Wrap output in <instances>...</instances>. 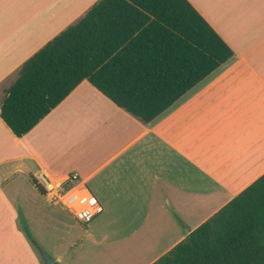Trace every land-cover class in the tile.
I'll list each match as a JSON object with an SVG mask.
<instances>
[{"label": "crops", "instance_id": "crops-1", "mask_svg": "<svg viewBox=\"0 0 264 264\" xmlns=\"http://www.w3.org/2000/svg\"><path fill=\"white\" fill-rule=\"evenodd\" d=\"M97 1L0 0V103ZM188 1L233 56L151 122L88 81L20 138L0 118V264H45L39 250L59 264H153L264 175V0H217L223 27L207 0ZM40 171L91 190L92 232L75 238L34 184Z\"/></svg>", "mask_w": 264, "mask_h": 264}, {"label": "trees", "instance_id": "trees-1", "mask_svg": "<svg viewBox=\"0 0 264 264\" xmlns=\"http://www.w3.org/2000/svg\"><path fill=\"white\" fill-rule=\"evenodd\" d=\"M232 56L188 0H99L23 63L0 118L20 138L88 81L147 124ZM153 264H264V175Z\"/></svg>", "mask_w": 264, "mask_h": 264}, {"label": "built area", "instance_id": "built-area-1", "mask_svg": "<svg viewBox=\"0 0 264 264\" xmlns=\"http://www.w3.org/2000/svg\"><path fill=\"white\" fill-rule=\"evenodd\" d=\"M33 182L50 202L62 206L79 223L88 224L102 212L91 190L75 175L52 177L40 171Z\"/></svg>", "mask_w": 264, "mask_h": 264}, {"label": "rangeland", "instance_id": "rangeland-1", "mask_svg": "<svg viewBox=\"0 0 264 264\" xmlns=\"http://www.w3.org/2000/svg\"><path fill=\"white\" fill-rule=\"evenodd\" d=\"M255 1H257V4L259 3L258 0H255ZM207 2L209 4V6H210V7L208 6V8H210L211 11L214 10L216 12V14L214 15V18L217 19V20H219L218 23L220 24L221 27H223L222 26L223 23H222L221 19L222 18H225L226 19L227 16L226 17H223L225 15H221V12L220 11H216V5H217L218 1L217 0H207ZM221 4H222V2H221ZM225 14L227 15L226 12H225ZM228 20H229V18H228ZM224 32L226 33V31H224ZM5 87H6V85H5ZM57 205H59V204H57ZM60 207H62V206H60ZM67 216H68V219H71L72 220V223L74 225V228H73V232L72 233L74 234V236H75L76 239L77 238H82V233L84 231H90V232H92V226H94V222L97 220V218H96V219L92 220L91 222H89L88 224H82V223L77 222L72 217V215H70L69 213H67ZM117 259H118V257H117ZM118 260H120V259H118ZM119 262H120V264H126L123 260L122 261H119Z\"/></svg>", "mask_w": 264, "mask_h": 264}, {"label": "water", "instance_id": "water-1", "mask_svg": "<svg viewBox=\"0 0 264 264\" xmlns=\"http://www.w3.org/2000/svg\"><path fill=\"white\" fill-rule=\"evenodd\" d=\"M42 259L44 260L45 264H59L54 262L52 258H50L44 251L39 250Z\"/></svg>", "mask_w": 264, "mask_h": 264}]
</instances>
